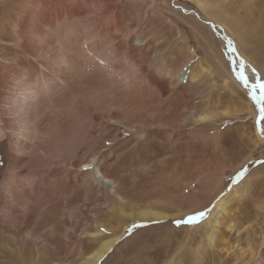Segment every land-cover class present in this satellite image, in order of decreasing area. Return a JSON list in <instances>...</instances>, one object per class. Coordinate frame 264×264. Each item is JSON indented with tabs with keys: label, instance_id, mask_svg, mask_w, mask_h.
<instances>
[{
	"label": "rangeland",
	"instance_id": "374dc122",
	"mask_svg": "<svg viewBox=\"0 0 264 264\" xmlns=\"http://www.w3.org/2000/svg\"><path fill=\"white\" fill-rule=\"evenodd\" d=\"M0 1V47L9 49L10 43L12 47L6 50L2 62L9 64L17 53L12 45V25L27 0ZM41 1L48 13L59 0ZM76 1L53 9L54 15L62 17ZM110 1L113 10L120 12L124 31L145 38L138 60L164 65L169 74L173 72V78L163 76L170 88L164 91L134 67L125 85V79L119 82L121 77L109 76L101 67L86 65L80 59L78 65L83 67L76 64V77L69 78L61 106L39 113L38 128L59 130L54 131L61 132L63 141L70 145L65 150L69 157L76 149H83L81 167L88 161L90 164L82 171L84 175L91 177L94 165L103 162L104 174L117 186L114 192L95 182L89 188H67L61 204L53 209L63 221L61 233L68 232L76 222L81 233L95 231L97 224L111 231L118 227L123 234L104 264H207L204 253L218 252L220 259L230 252L239 253L247 248L249 234L251 244L259 246L264 240V78L259 80L263 76L257 70L264 72V25L257 24L248 10L224 7L232 12V30L240 33L236 43L213 20L219 17L217 13H203L192 1ZM85 16L79 11L73 17L84 20ZM55 27L52 32L57 36ZM32 28L37 35L43 29L39 23ZM126 36L119 39L125 49L129 45ZM48 41L52 42L50 38ZM185 65L187 71L199 70V76L192 81L183 77L184 83L179 84L174 76ZM191 111L195 119L199 114L206 118L195 122L186 119ZM164 132L167 137H162ZM239 181V189L225 198L217 225L209 221L210 214L188 217L205 207L214 209L219 194L231 192ZM255 192L260 196L257 202L251 200ZM141 208L169 216L122 223L117 213L118 209L125 212ZM81 209L88 217L81 214ZM229 223L231 230L225 227ZM211 233H215L212 245L208 240ZM80 239L77 244H84L86 234H80L78 242ZM52 243L56 247L59 244L54 256L58 259L67 250L64 234ZM248 261L237 258L230 264Z\"/></svg>",
	"mask_w": 264,
	"mask_h": 264
},
{
	"label": "bare ground",
	"instance_id": "6f19581e",
	"mask_svg": "<svg viewBox=\"0 0 264 264\" xmlns=\"http://www.w3.org/2000/svg\"><path fill=\"white\" fill-rule=\"evenodd\" d=\"M187 1H192L203 13L207 12L209 15L217 13L219 17L213 20L221 24L220 29L226 31L229 35L228 39L236 43H239L241 36L237 30L234 28L232 30L230 25L233 22L232 12L224 7L239 6L240 9L248 10L252 16H255L254 21L257 24L264 25V0ZM70 2L71 0H59L49 7L51 11L47 13L48 9H45L41 0H27L21 7L18 21L12 25L15 40L12 45L17 52L15 60L9 64L2 62L5 59L6 50H12L11 43L9 49L4 46L0 47V264H50L51 261H55V264H98L99 262L104 264L107 262L106 258L115 251L118 245L116 243L123 234L119 232L118 227L111 231L107 229L108 226L104 229L100 224H97L98 229L95 228V231L81 230V233L78 232L79 222H76L68 232L61 233L63 227L60 228V226L63 221L57 213L53 212V209L56 210L61 204L60 200L65 197V190L67 191L68 188L72 191L76 185L89 188L95 182L111 192L115 189L117 191L116 184L104 174L103 162L96 163L90 174L92 176L87 177L83 174V170H86L85 166H90V164L88 161L81 167L84 157L83 149H76L74 155L69 157L71 155L65 150L70 145L63 141L65 137L62 139L61 132L56 133L59 130L56 131L55 128L56 132L50 129L45 130L47 126L40 130V126L39 128L37 126L39 113L44 108L61 106L66 85L69 78L76 77V70H78L76 66L80 59L89 66L101 67L109 76L121 77L122 80L119 82L125 79L123 84L129 80L130 76L132 78V68L137 67L143 70L142 76L148 81L162 86L164 91L170 90L164 83L163 76L168 75L173 78L170 75L173 72L169 74L170 71L164 65L150 64L151 62L147 64V61L143 59L138 60L142 54L141 44L145 38H142L140 34L136 38L132 33L128 34L124 31L120 12L113 10L110 0H77L66 14L63 13L62 17L54 15L53 9L69 6ZM79 11L85 12L88 16H85L84 20L74 18L73 16H76ZM65 18H70V20L68 19V22L63 24L62 21ZM34 23H39L43 27L38 35L32 28ZM54 26H56L57 36L52 32ZM120 35H127L126 41L129 45L126 49L119 41ZM49 38L52 41L50 43ZM2 40L0 35V41ZM186 67L185 65L175 73L177 76L174 78L176 77L179 84L184 83L182 82L183 77L192 81L199 76V70L187 71ZM257 71H261L263 76L259 80L264 78L263 70L258 69ZM130 73L132 75H129ZM235 82L237 83L236 78ZM189 118L195 122L204 120L206 116L199 114L195 119L191 111L186 119L189 120ZM94 120L97 122L99 118L95 116ZM163 136L167 137L168 133L164 132ZM259 139L261 140L260 135ZM126 141L129 140L126 139ZM63 163L66 167L69 165L70 168L64 167ZM24 171L25 175H22ZM241 182H237L230 189L231 192L219 194L213 205L214 209L209 213L210 222L218 224L217 216H219V210L222 211L225 198L229 193L232 196L233 191L239 189L236 186ZM217 187L220 188V186ZM251 200L256 202L260 200L258 193ZM113 207L114 205L112 209ZM255 210L257 211L256 208ZM68 213L70 214V211ZM117 213L122 223L169 216L164 212L149 208L125 212L118 209ZM81 214L88 217L85 210L81 209ZM231 224L225 227L231 230ZM83 233L86 234L87 239L84 240V244L79 245L77 243L82 241L80 239L78 242V238ZM63 234L67 241V250L56 259L54 256L58 254L59 244L56 247L57 244L52 242L58 240ZM212 235V233L208 234L210 245H212L215 233ZM248 238H251L250 234L246 237L247 248L245 250L239 253L230 252L224 259H220L218 252L209 250L204 253L206 258L204 261L207 264H230L233 259L241 258L242 260L249 259L247 264H264V240L262 239L261 244L256 247ZM32 246L34 250L31 249ZM253 249L256 250L257 257L253 255ZM143 262H148V260ZM132 264H141V262Z\"/></svg>",
	"mask_w": 264,
	"mask_h": 264
},
{
	"label": "snow or ice",
	"instance_id": "6c2138e0",
	"mask_svg": "<svg viewBox=\"0 0 264 264\" xmlns=\"http://www.w3.org/2000/svg\"><path fill=\"white\" fill-rule=\"evenodd\" d=\"M230 43H231V41H230ZM89 167V165H86L85 166V168H88ZM211 208L210 207H205L203 210H199V211H197L195 214H193V215H189L188 217H192V216H197L198 214H199V217L200 218H203V217H205L207 214H209L210 212H211ZM188 223H192V222H194V221H187Z\"/></svg>",
	"mask_w": 264,
	"mask_h": 264
},
{
	"label": "trees",
	"instance_id": "16d2710c",
	"mask_svg": "<svg viewBox=\"0 0 264 264\" xmlns=\"http://www.w3.org/2000/svg\"><path fill=\"white\" fill-rule=\"evenodd\" d=\"M173 222H177V220L176 219H173Z\"/></svg>",
	"mask_w": 264,
	"mask_h": 264
}]
</instances>
